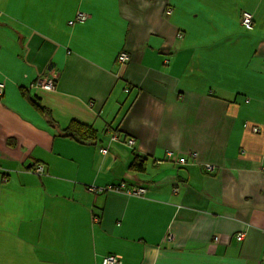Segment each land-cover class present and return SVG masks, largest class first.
Segmentation results:
<instances>
[{"label": "crops", "instance_id": "obj_1", "mask_svg": "<svg viewBox=\"0 0 264 264\" xmlns=\"http://www.w3.org/2000/svg\"><path fill=\"white\" fill-rule=\"evenodd\" d=\"M0 82V264H264V0H0Z\"/></svg>", "mask_w": 264, "mask_h": 264}, {"label": "built area", "instance_id": "obj_2", "mask_svg": "<svg viewBox=\"0 0 264 264\" xmlns=\"http://www.w3.org/2000/svg\"><path fill=\"white\" fill-rule=\"evenodd\" d=\"M86 17L87 16L85 13L77 12L76 15L74 16V18L68 21V24H73L74 22H82L86 19ZM240 24L244 29L251 30L252 29V14L250 12L244 10L240 16ZM116 59L119 63H123L129 59V55L127 54L126 51H120L118 53ZM35 84L41 88H44V89H53L55 86L54 78L52 76H49V75H44V76L38 77L35 81ZM3 87H4V83L0 82V94L3 91ZM257 130H258V127H256V126L252 127V131L255 132ZM109 140L112 142H116V141L122 142L123 144H125L126 146H128L130 148H132L134 146V143H135V141L132 137L123 136L121 138L117 133H113L110 136ZM99 151L102 153H105L106 148L101 147V148H99ZM168 155L170 156L171 154L168 153ZM177 162L184 163V158L183 157L178 158ZM203 168L205 171H212L213 166L210 163H204ZM33 171L37 174H41L44 171V168L41 164H37L35 166V168L33 169ZM103 189L123 191L127 195H131V196H143L146 193L145 187H143V186H126L124 184V182H119L116 184H110L104 188L89 187V190H92L94 192H98V191H101ZM241 237H242V233L238 234L236 238L238 240H240ZM97 264H121V259L117 254L108 253V254L104 255L101 258L100 262H98Z\"/></svg>", "mask_w": 264, "mask_h": 264}, {"label": "trees", "instance_id": "obj_3", "mask_svg": "<svg viewBox=\"0 0 264 264\" xmlns=\"http://www.w3.org/2000/svg\"><path fill=\"white\" fill-rule=\"evenodd\" d=\"M61 133L79 143L93 142L96 139V131L92 127L77 121H70ZM129 167L137 171L142 170V160L135 155Z\"/></svg>", "mask_w": 264, "mask_h": 264}]
</instances>
